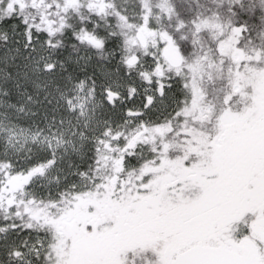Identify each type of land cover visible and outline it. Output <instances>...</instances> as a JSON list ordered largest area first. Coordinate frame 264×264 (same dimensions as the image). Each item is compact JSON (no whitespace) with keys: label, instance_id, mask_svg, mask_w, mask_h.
I'll use <instances>...</instances> for the list:
<instances>
[{"label":"snow or ice","instance_id":"6c2138e0","mask_svg":"<svg viewBox=\"0 0 264 264\" xmlns=\"http://www.w3.org/2000/svg\"><path fill=\"white\" fill-rule=\"evenodd\" d=\"M0 264H264V0H0Z\"/></svg>","mask_w":264,"mask_h":264}]
</instances>
